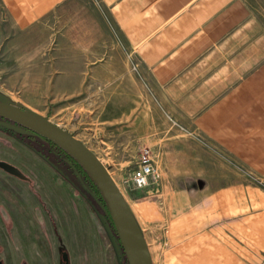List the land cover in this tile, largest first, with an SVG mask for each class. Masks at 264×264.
<instances>
[{
  "label": "rangeland",
  "instance_id": "374dc122",
  "mask_svg": "<svg viewBox=\"0 0 264 264\" xmlns=\"http://www.w3.org/2000/svg\"><path fill=\"white\" fill-rule=\"evenodd\" d=\"M248 2L264 21V0ZM88 16L95 17L96 11L77 10L75 22ZM63 20L58 8L32 25L19 27L0 5V102L46 118L96 150L128 201V228L146 264L147 241L157 242L166 227L159 215L187 204L180 200L189 199L201 187L200 178H233L221 164L220 156L227 155L197 131L190 138L191 131L173 120L158 100L152 81L145 79L150 82L145 90L133 88L140 86L132 81V76L140 77L134 69L119 75V81L118 75L97 72L101 59L81 56L80 26H64ZM118 62L127 65L125 59ZM120 83L130 89H117ZM146 109L152 120L150 141L143 143L139 137L147 131ZM202 146L215 153L208 167L203 161L200 177L191 158L201 155L197 151ZM146 149L153 155L158 177L136 188L133 174ZM52 153L0 127V160L22 172L13 176L0 170V262L65 264L67 253L70 264H123L120 239L105 213ZM140 210H151L153 215L146 220ZM105 212L111 219L110 210Z\"/></svg>",
  "mask_w": 264,
  "mask_h": 264
},
{
  "label": "crops",
  "instance_id": "0c3cea01",
  "mask_svg": "<svg viewBox=\"0 0 264 264\" xmlns=\"http://www.w3.org/2000/svg\"><path fill=\"white\" fill-rule=\"evenodd\" d=\"M0 5L19 27L61 8L64 26H80L81 56L101 59L97 72L118 75L119 81L134 69L140 77L132 81L140 86L133 88L145 90L150 83L145 79L152 81L158 100L191 131L190 138L197 131L226 153L221 164L233 178H200L201 187L180 200L187 204L158 213L166 227L157 242L147 241L146 264H264V21L248 0H0ZM90 9L95 17L75 22L77 10ZM121 83L117 89H130ZM151 120L146 109L143 143L150 141ZM208 146L191 158L200 177L203 161L208 167L214 159ZM140 212L146 220L153 215Z\"/></svg>",
  "mask_w": 264,
  "mask_h": 264
},
{
  "label": "water",
  "instance_id": "95a60500",
  "mask_svg": "<svg viewBox=\"0 0 264 264\" xmlns=\"http://www.w3.org/2000/svg\"><path fill=\"white\" fill-rule=\"evenodd\" d=\"M0 116L13 119L44 137L50 139L69 154H71L87 170L97 183L109 206L111 220L119 236L122 247L126 253L129 264H145L136 243L128 228L126 218V203L120 190L111 179L103 163L84 143L70 133L37 114L26 111L6 102H0ZM1 124L14 128L19 132H27L20 126L12 125L5 121ZM0 166L14 175H21L20 170L13 164L0 160ZM65 264L69 263V256L64 253ZM1 264V263H0Z\"/></svg>",
  "mask_w": 264,
  "mask_h": 264
},
{
  "label": "trees",
  "instance_id": "16d2710c",
  "mask_svg": "<svg viewBox=\"0 0 264 264\" xmlns=\"http://www.w3.org/2000/svg\"><path fill=\"white\" fill-rule=\"evenodd\" d=\"M49 150H50V152H53L52 154L57 159H59V160H57V162L62 164V166H63L62 168H65L67 171H69L68 168L70 169V171L76 170V173H73L72 171H71V173L73 174L72 178L77 180L79 185H80V181H82L81 179L85 180V182L81 183V184L84 185V188L86 189V193L105 213V215L107 217V219H106L107 222L110 224L111 228L113 229L114 233L117 235V238L119 240V236H118L117 231L114 227V224L112 223L109 215L105 212L106 210L109 211L107 201H106L104 195L102 194L100 188L98 187L97 183L91 177V175L71 154L64 151L63 149H61L60 147H58L54 143H52V147L49 148ZM55 151H57V152H55ZM75 166H77V168H75ZM78 167L82 168V171L85 172V176H82L79 174ZM119 243H120V246L122 247L120 240H119ZM122 253H123V258H124L123 264H129L123 247H122Z\"/></svg>",
  "mask_w": 264,
  "mask_h": 264
},
{
  "label": "flooded vegetation",
  "instance_id": "af4514ba",
  "mask_svg": "<svg viewBox=\"0 0 264 264\" xmlns=\"http://www.w3.org/2000/svg\"><path fill=\"white\" fill-rule=\"evenodd\" d=\"M0 121H5V122H8L12 125H17V126H20L22 129L26 130L27 132H19L17 130H15L14 128H11L9 126H5L3 124L0 123V127H3V128H6L7 130L9 131H12L13 133H15L17 136H20L22 138H28L30 139L34 144L40 146V147H47V149L49 150V148L52 147V143H54L53 141H51L50 139L44 137L43 135H41L40 133L34 131L33 129L13 120V119H10V118H6V117H2L0 116ZM55 145H57L56 143H54ZM58 147H60L59 145H57ZM61 148V147H60ZM63 149V148H61ZM64 150V149H63ZM58 151V150H57ZM55 151V152H57ZM65 151V150H64ZM67 152V151H66ZM78 161V160H77ZM79 162V161H78ZM75 168H77V166H75ZM0 170H2V167L0 166ZM4 170V169H3ZM68 172H70V169L68 168ZM5 171V170H4ZM72 171V170H71ZM8 172V171H7ZM73 173H76V170H73L72 171ZM78 172L80 175L82 176H85V172L82 171V168L78 167ZM20 173L22 174V172L20 171ZM10 174V173H9ZM13 175V174H11ZM14 176V175H13ZM82 181H80V187L82 188L81 191H84L86 190L84 188V185L81 184V183H84L85 180L81 179ZM1 263V262H0ZM2 264V263H1Z\"/></svg>",
  "mask_w": 264,
  "mask_h": 264
},
{
  "label": "built area",
  "instance_id": "2783aa9c",
  "mask_svg": "<svg viewBox=\"0 0 264 264\" xmlns=\"http://www.w3.org/2000/svg\"><path fill=\"white\" fill-rule=\"evenodd\" d=\"M158 177V173L154 167V159L149 149L144 150L141 155L139 166L133 174V181L136 188L148 186L152 179Z\"/></svg>",
  "mask_w": 264,
  "mask_h": 264
}]
</instances>
